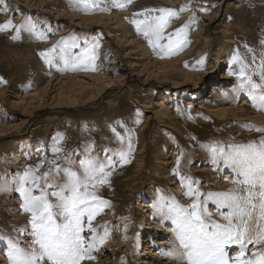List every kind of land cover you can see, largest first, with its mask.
<instances>
[{"label":"rangeland","instance_id":"rangeland-1","mask_svg":"<svg viewBox=\"0 0 264 264\" xmlns=\"http://www.w3.org/2000/svg\"><path fill=\"white\" fill-rule=\"evenodd\" d=\"M101 6L111 7V0H101ZM159 7L177 11L178 18L170 19L165 36L172 34L175 40V30L188 25V43L173 54L158 55L160 50L154 52L131 23L144 19L134 13ZM80 8L76 0H0V24L9 19L18 26L28 21V27L36 25L44 37L37 39L24 27L16 40L11 38L17 34L14 29L0 32V77L6 81L0 83V188L5 189L0 190V236L5 237L0 240V264H9L6 238L18 240L25 251L31 250L34 240L29 214L21 210L22 198L15 191L20 175L29 166L36 176L50 173L51 187L46 191L55 204L50 193L66 181L65 169L82 175V160L106 162V157L114 160L113 174L110 184L100 186L97 194L110 207L92 221L95 259L83 264H187L163 254L182 249L172 217L160 209L173 198L183 206L196 199L185 195L189 181L182 177H190L198 181L192 187L200 193L204 221L228 224L223 217L231 209L216 194L238 195L244 184L236 181L243 178L219 157L214 164L209 146L230 151L229 146L258 144L264 138V131L249 127L264 129V109L258 110L259 102L253 107L247 88L241 86L240 62H231L238 53L250 73L256 70L253 79L259 82L264 0H133L110 11ZM97 43L95 71L59 70L61 51L79 55ZM53 45L57 52L55 66L50 67L39 53ZM215 58L221 61L216 63ZM105 79L114 82L105 85ZM173 83L179 87L173 88ZM98 89L104 91L99 95ZM70 100H75L74 106ZM128 129L134 130L135 150L130 163L121 166L118 153L127 150ZM57 133L62 134L58 143ZM117 133L125 137L123 142ZM54 144L61 148L59 153H53ZM181 153L177 176L173 169ZM37 183L44 188L43 179ZM27 186L33 187L31 182ZM34 193L39 195L40 190ZM253 214L258 217L255 223L264 224L258 207ZM236 222L232 216V223ZM57 223L64 221L57 218ZM105 230L109 236L99 243ZM92 235L85 217L82 236L88 241ZM260 246L248 245L247 252ZM226 250L235 256L239 245Z\"/></svg>","mask_w":264,"mask_h":264},{"label":"snow or ice","instance_id":"snow-or-ice-1","mask_svg":"<svg viewBox=\"0 0 264 264\" xmlns=\"http://www.w3.org/2000/svg\"><path fill=\"white\" fill-rule=\"evenodd\" d=\"M133 0H111V7L101 6V0H76V3L82 5V8L77 10L91 11H110L111 8L123 9L127 4L132 3ZM186 9H180L184 11ZM148 13V15H145ZM151 13H158V15H151ZM134 16H143L144 19L131 20V23L136 25L137 32H142L143 36L148 42L150 48L154 52L157 49L160 53L167 52L173 54L181 50L187 43L188 25L182 26L175 30L174 35L176 39H171V35L165 36V28L168 26L170 19L178 18L177 11L174 9L159 7L144 9ZM127 19V17H126ZM28 21L23 25H15L11 19L0 24V32L14 29L17 33L12 36L13 40L19 38L21 28H28L37 39H42L43 34L37 32V26L32 24L28 27ZM167 40V43L162 41ZM59 43V42H58ZM261 46H264V39L260 40ZM76 45H73L75 47ZM99 44H94L92 49H84L79 55H73L67 50H63L59 54V59L63 61V68L61 71H95L94 60L97 58L95 49ZM249 52L251 47L245 45ZM57 52V45L52 48L41 51L40 57L44 63L50 67L55 66L54 60ZM161 58H164L161 56ZM240 62V70L238 75L242 78V87L248 90V96L253 102V107L264 109V53L261 55L259 64V82L253 79L257 75L256 70L251 73L248 71V65L244 63L239 54L232 57V63ZM256 57L253 56V63ZM203 60L200 61L202 63ZM230 75L233 74L231 71ZM0 83H6L0 77ZM257 89L262 91L257 92ZM179 112L180 109L178 108ZM140 116L137 110V117ZM139 118L135 121L139 124ZM121 124L122 122L117 121ZM250 130L264 131L258 126H249ZM116 132V129H112ZM133 129H128L127 136V150H121L119 155V162L121 166L130 163V155L135 150L132 143ZM121 142L125 137L117 133ZM62 139V134L57 133L54 140L58 143ZM195 139V137H193ZM212 162L215 164L217 158L223 159L225 163L237 169L242 180L236 181L246 186V196H238L231 191L229 193H218L216 195L224 197L222 203L231 209L230 213L223 218L228 221L227 225L212 223L211 225L204 221L201 215L202 206L198 202L200 193L197 189L192 187L193 183L190 177H182L189 181L188 190L185 195L192 198L195 195L196 199L190 205L183 206L176 202L175 198L172 203L165 205L160 210L169 214L174 224L176 225L175 235L179 242L181 253L166 252L164 255L175 258L184 259L187 264H264V251H254L253 258H248V245L264 244V224L258 223L255 229H251L248 220L253 218L254 210L259 208V219L264 221V138H261L259 143L250 142L247 146L230 147V151H225L218 145H210ZM53 153H59L61 148L54 144L52 148ZM183 153L176 158V164L173 169V174L180 176L181 161ZM39 167V166H37ZM80 168L83 169V174H78L71 169H65L66 181L59 186L58 190L50 193L56 198V203L53 204L49 200V193L46 188L51 187L48 183L50 173H44L43 176H36L33 174L32 166L20 175L17 181L19 186L15 189L22 198L21 210L29 214L28 224L31 226V235L34 237L33 244L30 246V251H25L19 246L18 240H13L8 237L9 245L8 260L9 264H83L85 260H93L95 256L92 252L96 249L97 236L96 229L92 227V221L101 214L105 208L110 207V202L101 198L97 194L100 186L110 184L112 169L114 168V160L111 157H106V162L93 160L91 158L82 160ZM19 175V174H18ZM43 179L45 181L44 188H41L37 181ZM31 182L33 187L27 185ZM34 189H39L40 194L36 195ZM0 190H5L0 188ZM211 195V194H210ZM256 201L259 203L257 204ZM56 209V211H53ZM235 215L240 218V224L232 223V216ZM247 216L248 220L244 217ZM87 217L88 230L91 232V240L86 241L82 236L84 231V218ZM57 218H62L64 223L58 224ZM211 227L212 231H209ZM22 234L25 229L19 230ZM127 231V225L125 226ZM254 233V234H253ZM109 236L105 230L104 236L99 237V243H103L104 239ZM5 237L0 236V240ZM127 239V236L124 237ZM239 245V251L235 256H229L227 247L229 245Z\"/></svg>","mask_w":264,"mask_h":264},{"label":"bare ground","instance_id":"bare-ground-1","mask_svg":"<svg viewBox=\"0 0 264 264\" xmlns=\"http://www.w3.org/2000/svg\"><path fill=\"white\" fill-rule=\"evenodd\" d=\"M132 43V42H131ZM217 57H219V56H217ZM221 60H220V58H215V62L217 63H219ZM147 66V65H146ZM138 72V71H137ZM137 72H134V74L135 75H137ZM103 78V77H102ZM114 82V81H113ZM112 81H110V80H108V79H105L104 80V84L105 85H107V84H110V83H113ZM173 85H174V87L173 88H176L177 89V87H179L178 85H176L175 83H173ZM109 86V85H108ZM107 86V87H108ZM106 87V88H107ZM214 89H215V87H214ZM104 90L102 89L101 91H99V89L97 90V92H100L99 93V95L101 94V92H103ZM74 101L75 100H70V101H68L70 104V106H72L73 104H74ZM66 102V101H65ZM163 103V101L162 102H160V104H162ZM75 105V104H74ZM73 105V106H74ZM68 106V105H67ZM162 107V106H161ZM160 110H162V109H160ZM225 110H223V112H224ZM237 193H238V196H241V197H243V196H246V186L245 185H243V187L241 188V189H237V191H236ZM257 202V201H256ZM258 203V202H257ZM234 216V218L236 219V224L238 225V224H240L241 223V220H240V218L239 217H237V216H235V215H233ZM222 218V217H221ZM258 218V217H257ZM256 216L253 214V218L251 219V220H248V217L247 216H245L244 217V219L245 220H248V222L249 223H251V225H250V227L252 228L253 226H255V224H257V223H255V222H257L256 221ZM260 220V219H259ZM261 222V221H260ZM224 223H226V220L224 221ZM227 225V224H226ZM144 228H146V227H144ZM253 229V228H252ZM159 244H161V243H163V242H158ZM171 245L172 246H175L176 247V245H178V244H176V243H171ZM254 251H264V244L262 245L261 244V246L260 247H258L257 249H256V247H255V249L254 250H252V251H249V252H247L246 254H248V255H250V257L251 258H253L252 257V253L254 252ZM176 264H180V262L179 263H176Z\"/></svg>","mask_w":264,"mask_h":264}]
</instances>
